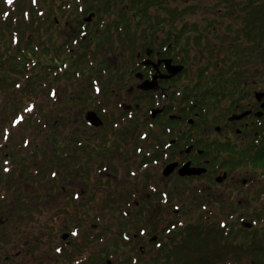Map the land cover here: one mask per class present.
Listing matches in <instances>:
<instances>
[{"label": "flooded vegetation", "instance_id": "af4514ba", "mask_svg": "<svg viewBox=\"0 0 264 264\" xmlns=\"http://www.w3.org/2000/svg\"><path fill=\"white\" fill-rule=\"evenodd\" d=\"M83 9L82 35L71 39L79 47L57 38L54 46L50 30L57 21H48L51 59L42 72L31 58L41 53L17 48L9 20L11 37L3 41L0 20V264H155L166 248L198 230L194 220H217L231 232L253 220V203L264 202V86L241 82L238 55L227 54L217 40L200 35L187 41L190 33L185 41L176 38L177 20L164 40L157 23L147 38L138 22L127 43L129 26L122 20L94 21L97 11ZM99 24L118 25L107 37L96 32L80 42L85 29ZM202 40L213 43L203 46ZM67 49L75 56L60 54ZM83 56L84 64L74 60ZM73 66V78H63ZM23 69L38 72L54 105L59 81L73 82L69 89L76 94L64 91L79 108L67 132H51L55 126L35 108L33 92L19 101L21 81L35 86ZM188 69L193 82L175 85ZM89 80L91 89L81 98ZM79 113L80 125L74 123ZM56 142L70 148L52 149ZM81 170L93 186L82 205ZM90 201L100 211H91ZM99 219L108 234H85L84 225H99Z\"/></svg>", "mask_w": 264, "mask_h": 264}, {"label": "rangeland", "instance_id": "374dc122", "mask_svg": "<svg viewBox=\"0 0 264 264\" xmlns=\"http://www.w3.org/2000/svg\"><path fill=\"white\" fill-rule=\"evenodd\" d=\"M184 0H160L158 2H155V5L151 8L145 9L137 8L139 6H143L140 2H134L132 0H39V2L42 4V10H44V14H42V18H44L45 14L49 13L50 21L53 19V21H57L55 24H53L52 29L50 30V36H52V44L55 46L56 44V38L58 39V42L64 43L65 39L67 41H71L72 47H79V43H74L71 39L74 37H77V33H79V29L77 28V24L81 22L83 17L80 15L83 14V7H88V10H96V8H103L102 10L97 11L98 17L96 18V15L93 16L94 21H123L126 25H128V37L126 39V42L128 43L129 40L132 37V34L135 36L137 35L139 29H136L138 26V22H143L144 27L141 29L142 35H147L149 33L150 35V27L151 23L155 24V26L159 25L158 29H154L159 31V34L163 38V40L166 37H169V32H171L172 29L169 27L171 26L172 20H177L175 22V25L180 26L182 24H185V21H183V18L186 19H193L196 17H200L201 15L204 16V14L207 13L206 8L208 6V1L201 0H186L188 4L193 3L195 5L194 9H184V3L182 2ZM213 3H215L214 8L217 11V7L221 6L220 4H217L219 0H212ZM224 1V0H223ZM200 2L203 4L202 12L199 9L197 12V8L200 5ZM242 2L243 1H237L233 0V4H235V7L237 9L242 8ZM225 3V2H224ZM79 4V5H78ZM227 5H230L229 0L225 3ZM57 5L63 6L62 8H58ZM92 5V6H91ZM7 6V5H6ZM54 7V11L49 10L50 7ZM82 6V7H81ZM95 6V7H94ZM0 20L2 22V28L1 30L4 31V36L2 37V40L5 39L9 42V39L11 37V31H6L5 24L6 20L10 18L9 16H6V18H3L2 11H4L6 8L0 6ZM119 8H125L126 13H122V15L119 14L118 9ZM176 8H183L182 10H176ZM211 8V7H209ZM31 10V8H27ZM52 9V8H51ZM107 10V11H106ZM196 12V13H194ZM88 14V11H86V14ZM84 15V14H83ZM14 25V33L16 36V39L18 40V45L22 49H29L31 46L36 44L38 40V34L44 35L45 30V24L49 20H35L32 21L28 28L29 32H26V29L23 31V33H20L25 25V22L22 20L20 27H19V20L16 21L15 19H10ZM53 23V22H52ZM157 23V25H156ZM225 23H233L232 19H226ZM243 24V21H241ZM102 24V23H100ZM95 25L94 28L91 26L90 28L85 29L86 31L85 35L86 37L82 39L80 42H87L88 39L92 36H95L96 32L99 33V35H103V37H107L110 33L115 32V27L118 24L111 25L109 29H107V25L104 27L101 25ZM222 23H215L216 26H220ZM236 27V26H235ZM234 28L232 30H225L223 29L222 32L223 35H220L222 37L221 40L217 39L218 44L222 43L224 46L231 44L232 41H236L238 38L237 31H234ZM59 28V30H58ZM136 29V30H135ZM99 30V31H97ZM135 30V31H133ZM35 33V35H34ZM82 34L79 33L78 37L80 38ZM114 36V35H113ZM111 37L109 39H105V46L107 44H111V42L114 40V37ZM185 36V35H184ZM216 37V34L214 35ZM27 39H29L27 41ZM22 40V43H21ZM174 46L173 38H169V40ZM213 43V40H202L201 45L203 46H209ZM13 45L10 47V52H13L16 48V44H14V48H12ZM177 46V45H176ZM199 48V43L198 46ZM180 48V47H179ZM215 50V49H214ZM20 51V50H19ZM72 53V54H71ZM209 53V51H208ZM62 56L71 55V57L75 56V52L72 49L71 52H68L67 50H62L60 53ZM54 54L51 53L50 56H53ZM196 53H191V57H195ZM216 57V56H215ZM214 57V58H215ZM32 62H36L35 64V70L44 71L47 70L45 67L44 59L40 55H33ZM206 58H210L208 55H206ZM80 59V60H79ZM78 60L75 58L74 60L76 62H79L80 64H84L86 62V56H83L82 58H79ZM249 59L248 60L243 54L235 58L234 65L236 68H238L240 74H241V82H245L246 84H253L256 86H264V55H260L257 51L250 50L249 52ZM74 69L77 70V66L68 67V69ZM25 72L29 74V76H32V78L35 81V86L30 87L27 82L21 81L18 90H21V93L19 96V101L27 102L28 100V94L33 92L34 93V102L35 108L39 109L41 112L44 111L45 114L48 116L49 121L53 124L52 126H55V128L51 129V132H58V133H65L67 132V128L70 127V125H74L73 121L70 122V119L74 120V115L79 108L78 102L75 99V96H68L64 89L71 91L72 93L76 94L73 87L69 89L70 86H73V82L70 81H62L58 83L57 87V101L56 105H54L52 100L48 99V95L46 96V87H44V82L41 84L38 83V80L36 77H38L39 74H36L38 72H31V70L23 69ZM69 70V73H70ZM190 73H195L188 69L181 78L175 82V85L182 86L184 84H191L193 80L196 77H191ZM80 72H78L79 76ZM67 77L73 78V75L70 73ZM65 77V78H67ZM94 77V76H93ZM78 78V77H77ZM81 78V77H79ZM230 78V76L228 77ZM52 84V81H50ZM8 85L10 86L9 82ZM61 85V87H60ZM80 85V84H79ZM89 85H92L91 80L86 82L85 88L82 89V97H85L89 91L90 87ZM51 86H55L54 83ZM36 117H43L42 115H37ZM82 121V113H79L78 118L76 119V122L74 123L80 125ZM51 127V126H50ZM50 132V133H51ZM42 134V131H40V135ZM66 142V141H65ZM53 144V143H51ZM55 146H51L52 149H60V148H70V146L67 144V147L60 146L57 144H53ZM72 159V158H70ZM73 162H75L72 159ZM262 164H264V161H260ZM261 168H264V166L260 167V172L263 170ZM81 175L79 179L81 180L82 191L81 195L79 196L81 205L84 203H87L89 200L87 198V195L85 191L87 190L88 193H91V189L93 186L91 185V178L88 175H85L83 171L81 170ZM264 179L262 181H259V184L261 185ZM54 187V186H52ZM76 189V188H74ZM66 192H69L67 190ZM70 197V196H69ZM78 200V199H77ZM91 202V201H90ZM254 211L252 215H256L257 218H260V213H264V202H254L253 203ZM96 205H98L96 200ZM96 205L91 202V211L98 212L99 209H96ZM246 212V211H245ZM200 218H205L206 214L202 211H197ZM252 213V212H251ZM201 216V217H200ZM264 218V215H262ZM249 218V217H248ZM99 223L102 224V220L99 219ZM192 224L200 225L198 230L196 232H193L189 237H185L181 242L177 243V246H174L172 249L166 248L162 253L159 254L158 259L156 260L155 264H182L183 260H186V258H189L191 261H196L192 264H216L218 261V264H264V250H254L252 248V241L255 243L262 242V231H264V227L259 226L256 228H253V231L247 224L238 225L239 228L237 230H233L231 232V227L229 228L228 225L222 227L220 223H217L216 221L213 222H207V221H199L194 220L191 222ZM217 223V224H215ZM245 223V222H243ZM263 223V222H262ZM116 227V226H115ZM255 232H258L256 237H252ZM102 234H108L102 231ZM103 236V235H102ZM105 237V236H103ZM196 259V260H195ZM214 261V262H213Z\"/></svg>", "mask_w": 264, "mask_h": 264}, {"label": "trees", "instance_id": "16d2710c", "mask_svg": "<svg viewBox=\"0 0 264 264\" xmlns=\"http://www.w3.org/2000/svg\"><path fill=\"white\" fill-rule=\"evenodd\" d=\"M74 1L76 2V0ZM132 1L138 2L139 0H132ZM144 1H148L146 2V4H143V8L146 11L147 6L149 4L158 2L160 0H144ZM240 1H243V2H242L241 14L239 15V17H241V19H244L242 21H243V24L245 25L242 31L245 33V35L247 34L248 30L249 32L247 34V37L244 40L242 39L244 37L239 39L240 42H237V47L241 49L240 55L243 54V56H246L247 53L249 54L250 50L257 51V52L261 51V45L264 43L263 42L264 40V0H240ZM224 2L226 3L227 0H224V1L219 0L217 4H220L221 6L217 8H226L227 10H230V13H233V9L235 8V4H233V0H229L230 5H227ZM214 5L215 3H213V1L210 0L211 9L214 8ZM0 6L5 7V8H12V9H5L4 11H2L3 18L6 17L5 16L6 14L10 15V18H8L9 21H11L10 19H15L16 21L19 20V22L21 23V21L23 20L25 24L27 23V21L32 22V21L39 20V19H42V20L49 19L48 21H50L49 13L45 14L44 18H42L43 16L42 14H44V10H42L43 7H42V4L39 2V0H0ZM57 7L62 8L63 6L57 5ZM27 8H31V10ZM53 8L54 7L52 6L49 8V10L54 11ZM185 8H192V6L189 4ZM222 16L223 14L219 15L220 18H222ZM48 21L45 24L44 33L48 28ZM196 21L198 22L199 20H196ZM201 21L206 22V23L216 22L214 18H210V17H204ZM51 22H54L53 19L51 20ZM195 25L194 27H196ZM239 25L241 26L240 23ZM7 27L10 28L9 24H7ZM25 29H26V32H29L28 27L25 26ZM25 29L23 27L22 31H24ZM188 30H190V25H188L187 23L181 26V32H185ZM203 30L213 31L212 29H210V24H207L203 28ZM40 34H38L39 40L36 42V44L31 46L30 49H32V51L36 53L40 52L41 53L40 55L44 59V62H48V60H50L51 58L47 57V53H46L47 48L45 45L46 39L44 38V36L41 37ZM109 38H106V39H109ZM28 40L29 39H27V41ZM246 58L248 57L246 56ZM226 69L227 67L225 68V71ZM69 70L70 68L68 69V72H66L63 75V78L67 77L70 73L74 75L73 71L75 70L71 69L70 73H69ZM186 260L187 262L183 264H192L196 262L194 260L191 261L189 258H186ZM210 264H213V263H210Z\"/></svg>", "mask_w": 264, "mask_h": 264}]
</instances>
